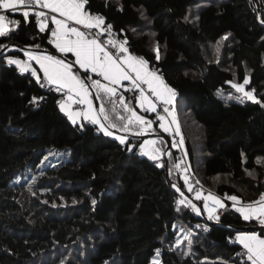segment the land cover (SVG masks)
I'll return each mask as SVG.
<instances>
[{"label": "trees", "instance_id": "trees-1", "mask_svg": "<svg viewBox=\"0 0 264 264\" xmlns=\"http://www.w3.org/2000/svg\"><path fill=\"white\" fill-rule=\"evenodd\" d=\"M85 8L103 16L113 37L127 40L129 52L155 68L175 90L176 108L182 103L190 111L202 146L199 155L180 121L191 173L222 198L251 201L264 192V107L223 97L228 82L242 84L248 76L247 88L264 102V24L256 23L249 0H87ZM5 15L0 264H152L155 255L158 264H248L238 255L245 250L235 236L263 225L245 221L229 203L218 220L203 218L193 204L178 205L181 197L199 202L176 170L177 150L168 133H159L158 167L139 152L142 137H128L122 145L93 125L73 124L61 112L57 93L7 62L24 59L26 50L56 53L48 29L40 32L33 14L27 21L21 11ZM63 56L73 62L70 53ZM46 149H68L70 158L44 167L35 182L10 185ZM180 229L186 232L181 247ZM255 232L264 237V228Z\"/></svg>", "mask_w": 264, "mask_h": 264}, {"label": "snow or ice", "instance_id": "snow-or-ice-1", "mask_svg": "<svg viewBox=\"0 0 264 264\" xmlns=\"http://www.w3.org/2000/svg\"><path fill=\"white\" fill-rule=\"evenodd\" d=\"M86 3L87 0H0V10L15 14L22 8L24 9L22 14L26 21L31 12L35 16L40 32H44L46 29L51 32L49 43L54 45L57 52L70 53L75 57L74 62L69 63L66 59H58L51 54L37 55L25 52L29 61L34 60L39 65V71L43 72V79L47 85L55 86L54 90L62 93L66 100L86 106L81 111L73 112L70 110V105H67L64 100L58 101L61 112H64L73 124H76L77 119L82 116L85 120L97 125L99 131L103 132L105 136H113L112 129L134 136L144 135L152 127V122L139 115L130 106L131 102L127 101L124 95L117 90L121 82L127 81L131 87L124 90L133 91L135 107L148 112H157L158 105L163 107V112L167 113L171 120L169 121L165 115L158 113L159 127L169 134H172V129L175 127V135L181 137L179 145L182 148L184 140L173 106L175 90L165 83L156 70L149 68L146 59L136 57L129 52L126 47L127 40H115L111 31L112 26H105L103 16L91 14L85 8ZM6 19V15L0 14V36L9 34V30L5 27ZM49 21L55 25L54 28L49 27ZM260 22L264 24V19H260ZM11 23L18 25L19 21L13 20ZM93 30L95 31L93 32ZM105 35L108 36V39H101ZM4 47L6 46L0 45V48ZM35 47L38 48L39 45ZM154 51L157 52V59H159L158 48ZM7 62L16 65L21 72L31 71L32 76L37 78L41 87L45 86L40 81L37 71L33 70L27 62L14 58H8ZM77 65L85 74L84 77L74 71ZM94 77H100V79ZM228 83L237 93H242L243 97L264 107V102L254 96V90H245L244 85L249 83L247 76L243 84ZM137 91L139 94L135 95ZM93 92L95 93L94 97L92 96ZM74 97L78 99H74ZM93 99L100 102L98 109L93 107ZM241 102L243 101L241 100ZM108 105L111 106L110 109L107 107ZM114 138L122 145L126 143V136L115 135ZM156 143V140L144 141L140 145L141 153L147 155L149 159L159 160L162 150L153 147ZM173 146H176V141H173ZM157 166L162 167L163 164H157ZM175 167L179 168L180 164H176ZM249 175H253V173H249ZM35 179V177L32 178L33 182ZM185 185L189 192L195 191L196 199L205 201V209L208 208L207 201L209 200L222 208L225 207L224 203L212 193L203 196L201 190L194 189L189 185L187 179H185ZM29 190L31 191V188ZM226 199L233 201V207L245 221L256 219L261 225H264V192L260 193L258 200L247 205L243 204L241 199L235 195L227 196ZM73 202L75 203V201ZM92 203L95 204L96 201L93 200ZM188 203V201L177 200L178 205L187 206ZM193 208L196 210L195 206ZM209 218H212L211 214ZM216 219L218 220L219 216ZM204 230L208 229L205 227ZM235 242L242 245L245 250L238 255L246 257L248 264H264V238L262 236L255 232L238 233ZM176 243L178 246L180 241L177 240ZM157 254H159V249H157Z\"/></svg>", "mask_w": 264, "mask_h": 264}, {"label": "rangeland", "instance_id": "rangeland-1", "mask_svg": "<svg viewBox=\"0 0 264 264\" xmlns=\"http://www.w3.org/2000/svg\"><path fill=\"white\" fill-rule=\"evenodd\" d=\"M249 2L251 3L252 15H253L256 23L257 24H262L260 22V19H264V0H249ZM114 39L117 40L116 38H114ZM212 52L213 51H211V54H212ZM8 58L17 59L15 57H8ZM247 78L249 80V77L248 76H247ZM248 84L247 85H244L245 90L246 91H251V90H249L247 88ZM229 85L231 87V84H229ZM223 97L226 98V99H228V100H236V101H239V102H241V100L242 101L243 100H248L247 98L243 97L242 93H237L235 91V89L232 88V87H231L230 91L227 92V94H224L223 95ZM237 98H239V99H237ZM75 106L76 107H79V106H77V104H75ZM176 111L177 112H175V116H176V119L178 121V124L180 123V121L184 123V126H185V134L188 136V138H190V141L195 146L196 150L199 151V155H200V153H201L200 151H201V147L202 146H201V141H200V137H199L198 127H197L196 123L194 122L190 111L184 110V106H183L182 103L179 104V106L176 108ZM165 116L167 117V119L169 121L171 120V117H168L167 116V113H166ZM146 120H148V118H146ZM159 123H160V121H159ZM179 128H180V126H179ZM173 130L175 132V127H173ZM180 132H181V130H180ZM170 136L172 138L171 140H172V144H173V141H175V138L172 136V134H170ZM180 138L181 137L179 136V141H180ZM142 139H143V137H142ZM153 147H155L157 149H161L160 148V145H154ZM183 148H185L184 147V143H183ZM142 155H144V154H142ZM145 156H147V155H145ZM159 156H160L159 160H156V161L159 164H162V162H163L162 161V159H163V150L160 151ZM45 157H47V159H45ZM69 158H70V151L68 149H65V150L46 149L44 156L41 158V161H43V163H41V161H40L36 166H34V167H27L21 173H17L14 176V178L10 181V185L18 184L20 182H23L25 185H28V184H30V183L33 182L32 178L33 177L36 178V174L39 173V172H41V170L44 167L53 166V165H56L57 163L65 162ZM192 175H193V177L195 179V182L196 181H199V183H196L198 186L193 187V188L201 190L203 196H207L208 193H212L214 196L218 197L222 201V203H224V205L227 204V203L233 205V201L226 199L227 196L224 197V198H222V197H219V196L215 195L213 192H211L210 185H208V184L205 185L194 174H192ZM184 178L187 179L189 183H191L190 182V178H188L187 176H185ZM190 193L192 195L191 197L193 199H195L197 202H199L200 205L199 204H195L193 202V200H191V199L190 200L187 199V198H186L187 200L184 199L185 197L184 198L181 197L179 200H181V201H188L190 204H193V206H195V209H196L194 211L195 212H199V214H202L203 213L204 216H205V218L214 219L213 217L215 215H217V214L219 215L220 214L219 211L216 212L218 210V208L220 207L219 205L214 204L213 201L209 200V201H207L208 208L205 209V201L203 199H196V193H195V191H192ZM256 200H258V199L256 198L255 200H251V201H243V200H241V201H242L243 204L247 205V204H251L253 201H256ZM220 208H222V207H220ZM222 210H223V208H222ZM210 214H211V217L212 218H209ZM185 236H186L185 230L184 229H180V231H179V237L177 239V240L180 241L179 247H181V241L185 238ZM187 252H188L187 251V248H185V253H187ZM158 262H159L158 257L155 255L152 258L151 263L152 264H158Z\"/></svg>", "mask_w": 264, "mask_h": 264}, {"label": "crops", "instance_id": "crops-1", "mask_svg": "<svg viewBox=\"0 0 264 264\" xmlns=\"http://www.w3.org/2000/svg\"><path fill=\"white\" fill-rule=\"evenodd\" d=\"M19 11H21V12H23L24 10H19ZM5 13H7V12H5L4 10H0V14H4L5 15ZM30 14H31V12H30ZM7 24H8V21L6 22L5 21V27L7 26ZM49 25H50V28H54L55 27V25H52L51 24V22L49 21ZM7 29H8V27H6ZM108 39V36H106V40ZM53 45V44H52ZM54 46V45H53ZM55 48V47H54ZM26 52H31V53H33V54H37V55H48V54H51V53H49V52H46V51H34V50H26ZM56 53H58L59 55H64V54H61V53H59V52H57V50H56ZM132 54V53H131ZM51 55H54V54H51ZM133 55V54H132ZM54 56H56L58 59H62L60 56H57V55H54ZM135 56V55H134ZM74 57V56H73ZM137 57V56H136ZM74 60H75V57L73 58V62H74ZM22 62H27L30 66H31V68L33 69V70H36L37 71V75L39 76V78L40 79H43V72H41V71H39V65L34 61V60H31V61H29L28 60V57L25 55V58L24 59H22L21 60ZM78 66V65H77ZM79 68V67H78ZM150 69H151V67H149ZM80 70V69H79ZM80 71H82V70H80ZM30 72V74H31V71H29ZM32 75V74H31ZM89 75H93V74H89ZM82 76V75H81ZM36 78V77H35ZM95 79H100V77H94ZM37 79V78H36ZM55 87V86H54ZM124 87H126V88H130L131 87V85L127 82V81H123V82H121V85L118 87V89L119 88H124ZM117 89V90H118ZM74 99H78V98H76V97H74ZM64 101H65V103L67 104V105H70V110L71 111H73V112H76V111H81V110H83L86 106L84 105V108H81V107H76L75 106V104H77V103H73L72 101H70V100H66L65 99V96H64V99H63ZM127 101H129V102H131V104H130V106H132L133 108H134V110L139 114V115H141V116H143V117H145V119L146 118H148V120L149 121H151L152 122V127L144 134V135H142V136H134V135H131V134H129V133H124V132H117L115 129H112V131H113V133H114V137H115V135H122V136H126V139L128 138V137H143V139H142V141L139 143V145H138V147L140 148V145L141 144H143L144 143V141H146V140H149V141H151V140H157V143H156V145H160V143L158 142V140H160L161 139V135L159 134V133H166V132H164L160 127H159V120L156 118V120L155 121H152L151 120V116H152V114H151V112H148V113H142V111H141V109L140 108H138V107H135V102H134V99H132V100H127ZM99 105H100V103L98 102V108H99ZM93 107L95 108V106H94V103H93ZM158 107H159V105L157 106V111H158ZM98 108H96V109H98ZM174 108H176L175 106H174ZM161 115H164V114H161ZM68 117V116H67ZM87 120H85L82 116L81 117H79L78 119H77V124H82V123H84V122H86ZM154 122H157L156 123V125H157V127L155 128L153 125H154ZM117 123H119V121H117ZM94 126L97 128V130H99V128H98V126L97 125H95L94 124ZM169 134V133H168ZM170 135V134H169ZM138 148V149H139ZM160 148H161V146H160ZM161 150H162V148H161ZM139 152L141 153V149H139ZM145 156V155H144ZM230 206L231 207H233V205H231L230 204ZM234 208V207H233ZM220 212V213H222V208H218V210L216 211V212ZM218 215V214H217ZM217 215H215L213 218H215ZM254 220H256V219H254ZM260 224V223H259ZM239 233H252V232H245V231H243V232H239ZM256 233V232H255ZM238 234V233H237ZM237 234H236V236H237ZM257 234V233H256ZM258 235V234H257ZM236 236H235V239H236ZM262 238H264V237H262ZM239 244V243H238ZM242 246V245H241Z\"/></svg>", "mask_w": 264, "mask_h": 264}, {"label": "built area", "instance_id": "built-area-1", "mask_svg": "<svg viewBox=\"0 0 264 264\" xmlns=\"http://www.w3.org/2000/svg\"><path fill=\"white\" fill-rule=\"evenodd\" d=\"M20 10H24V9L21 8ZM91 14L101 16L100 14H97V13H91ZM34 17H35V16H34ZM35 21H36V19H35ZM106 25H108V24L105 23V26H106ZM77 27H80V26L77 25ZM94 31H95V30H93V32H94ZM106 36H107V35L101 37V39L106 40ZM48 39H49V40L51 39V32H50V31H48ZM113 51H115V49H113ZM132 54H133V53H132ZM133 55H135V54H133ZM135 56L140 57V56H138V55H135ZM151 69H154V70H155L154 67H151ZM27 72H29V71H27ZM29 73H30V72H29ZM40 81H41L42 83L45 84L44 88H46V89H51V90H53L55 93H57V94L59 95V97H58V101H61V100L64 99V95H63L62 93H58V92H56V91L54 90V86L47 85V83L44 82V79H40ZM125 88H126V87H124V88H119V89H118V92H119V93H122V94L124 95L125 98H126V97H128V98H133V97H134V93H133V91H125V90H124ZM138 94H139L138 91L135 92V95H138ZM176 99H177V94L175 95V98H174V105H173V106H175ZM77 106H79V107H81V108H84V105H81V104H77ZM170 107H171V106H170ZM142 113H148V111H142ZM158 113H159V114H165V115H166V113L163 112V107L159 105V107H158V111H157V112H151V114H152V116H151V120H152V121H155V120H156V118H157V114H158ZM85 123L94 126V124L91 123V121H88V120H87ZM172 130H173V129H172ZM172 136L175 138L176 146H175L174 148L177 150V153H176V160H175V165H176V164H180V167H179V168H176V170H177L180 174H182L184 177L187 176L188 178H190V182H191V183H189V184H190L192 187H196V186H198V185L196 184L195 179H194L193 175L191 174L190 167H189V164H188V158H187L186 152H185L184 148H183V147L181 148L180 145H179V136H176V135H175L174 130L172 131ZM194 189H195V188H194ZM257 199H259V196L257 197ZM253 220H254V219H253ZM255 221H257V220H255Z\"/></svg>", "mask_w": 264, "mask_h": 264}, {"label": "water", "instance_id": "water-1", "mask_svg": "<svg viewBox=\"0 0 264 264\" xmlns=\"http://www.w3.org/2000/svg\"><path fill=\"white\" fill-rule=\"evenodd\" d=\"M1 51H2V50H1ZM1 51H0V52H1ZM34 51H45V50L34 49ZM46 52H48V51H46ZM49 53H50V52H49ZM51 54H54V55L60 56L62 59H66L64 56L59 55L58 53H51ZM66 61L69 62V63H72V62L68 61L67 59H66ZM77 68H78V66H77ZM78 69H79V68H78ZM80 73H82V72H80ZM81 75H82V77H84L83 74H81ZM92 96H93V97L95 96V93H94V92L92 93ZM93 103H94L95 108H98V101L93 99ZM201 215L203 216V218H205V216H204L203 213H202ZM260 228H264V225H263V226L244 227V228H242V230H243V231H247V232H255V231L259 230Z\"/></svg>", "mask_w": 264, "mask_h": 264}]
</instances>
